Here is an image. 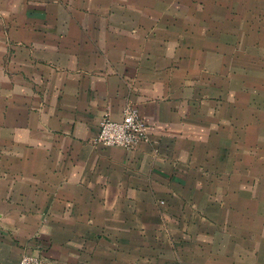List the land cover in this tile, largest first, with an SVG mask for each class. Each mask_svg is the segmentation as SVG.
Returning a JSON list of instances; mask_svg holds the SVG:
<instances>
[{
  "label": "crops",
  "instance_id": "1",
  "mask_svg": "<svg viewBox=\"0 0 264 264\" xmlns=\"http://www.w3.org/2000/svg\"><path fill=\"white\" fill-rule=\"evenodd\" d=\"M178 1L0 0V264H264V135L224 128ZM128 104L149 139L97 144Z\"/></svg>",
  "mask_w": 264,
  "mask_h": 264
},
{
  "label": "rangeland",
  "instance_id": "2",
  "mask_svg": "<svg viewBox=\"0 0 264 264\" xmlns=\"http://www.w3.org/2000/svg\"><path fill=\"white\" fill-rule=\"evenodd\" d=\"M178 2L181 5L177 11L183 16L186 15V18L192 22L189 28L191 35L196 38L200 37V39L205 38L207 43L205 45L208 47L213 46L217 39L222 47V110L224 119L226 115L229 116L228 122H223L224 128L237 132L239 144L243 141L246 142L248 133L253 134L255 138L263 137L264 0H180ZM208 80V83L214 81L210 76H208ZM230 116H232L231 120ZM249 150L253 152L254 149ZM229 151L227 152L228 156L230 155ZM244 152L248 153L246 148ZM250 155L248 153V157ZM239 158L240 160L246 159V155H240ZM255 162L256 164L260 163L256 159ZM256 169L258 168L256 167ZM257 173L259 174L256 171ZM256 178H258L257 175ZM239 189L241 191V188ZM245 190L244 188V192H246ZM236 193L237 191L234 192V195ZM229 195L227 187L223 188L222 204L226 208L224 215L226 213L230 215L232 211L230 208L237 206L233 201L237 197L229 198ZM230 226L231 221L228 219L224 222V230H228ZM177 237H181L183 240V236ZM191 237L193 238V236ZM25 254L41 258L34 253L22 255ZM176 255L177 261L181 264L184 260L182 251H176ZM42 262L45 261L42 260Z\"/></svg>",
  "mask_w": 264,
  "mask_h": 264
},
{
  "label": "built area",
  "instance_id": "3",
  "mask_svg": "<svg viewBox=\"0 0 264 264\" xmlns=\"http://www.w3.org/2000/svg\"><path fill=\"white\" fill-rule=\"evenodd\" d=\"M149 139L148 126L140 117L136 106L128 104L123 109L121 120H114L108 112L102 115L99 131L95 138L102 146L130 148ZM19 264H44L41 258L22 255Z\"/></svg>",
  "mask_w": 264,
  "mask_h": 264
}]
</instances>
